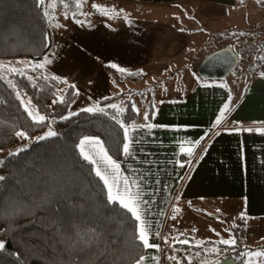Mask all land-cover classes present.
<instances>
[{"label":"trees","instance_id":"trees-1","mask_svg":"<svg viewBox=\"0 0 264 264\" xmlns=\"http://www.w3.org/2000/svg\"><path fill=\"white\" fill-rule=\"evenodd\" d=\"M257 1L264 6V0ZM65 3H71L68 12L75 8L73 0ZM57 5L64 6L59 0ZM245 35L234 39L241 62L251 57L253 64L264 63V57H252L262 46L246 52L249 46L261 44L259 35ZM243 39L248 43L242 44ZM52 42L40 0H0V151L33 137L47 126L49 116L56 117L55 136L32 142L0 164V177H4L0 180V237L5 241L0 264H136L146 251L138 239V222L118 202L109 200L95 164L84 158L78 146L85 137L97 138L110 157L121 162L126 128L137 114L132 98H126L123 107L105 105L102 111L82 109L66 115L78 96L76 88L38 65H21L25 58L45 57ZM239 64L237 75L242 72ZM105 68L121 82L144 77L142 70ZM127 93L134 96L140 91L126 89L100 102L108 104ZM24 95L45 115L43 122L28 115ZM18 132L26 135L18 136ZM243 223L239 218L235 231L240 228L242 234H236V243L226 249V256L236 264H243L245 257Z\"/></svg>","mask_w":264,"mask_h":264},{"label":"crops","instance_id":"crops-1","mask_svg":"<svg viewBox=\"0 0 264 264\" xmlns=\"http://www.w3.org/2000/svg\"><path fill=\"white\" fill-rule=\"evenodd\" d=\"M139 1H147L150 5H155V1L161 2L162 5H180V3L183 5L187 4L188 0ZM194 1L208 7L209 18L212 20L225 16L229 12L227 6H232V0ZM150 5L148 8L153 12L150 14L153 20L132 24V29L125 30V36L119 34L124 30L123 26L117 30L112 24L98 22L95 25H86L85 29H82L78 24L73 23L74 19L68 16L70 20V28H67L69 30V43L76 42V38L82 36L81 29L84 34L82 37L89 39L87 45L93 46V51L96 54L94 62L76 64L78 72L71 73L75 84H79L85 78L97 80L99 76L111 83L114 76L106 71L105 66L113 67L115 65V68L118 69L125 68V65L116 62V57L120 54H126L127 60H132L130 64L133 66L140 64L144 67H154L151 72L153 75L168 74L170 70L168 60L173 57V44L179 45L183 42L172 35L174 30L171 29L168 21L171 19L170 16L165 17L164 21H160L158 18L163 17L165 13H159L160 17L157 19L162 24L157 25L155 23L154 7ZM202 9L203 11L206 10V8ZM198 31L207 36L208 39L203 41L204 48L201 52L203 55L201 57H199L200 54L196 55L193 65L189 67L197 75L200 64L209 54L227 46L235 49L238 43V40L229 42L231 39L226 35L223 37L218 35L221 34V31L209 34L203 25ZM255 32L253 29L250 35L244 37L254 36ZM127 33L131 36L129 37L130 41L131 39L133 41L138 40L139 45L129 44L122 52L121 44L125 41ZM217 35L221 38H215ZM256 37L260 41L259 36ZM213 42L224 45L215 48L212 45ZM168 45L169 52L167 51ZM100 46H106V50H101ZM252 59L250 57L244 60V62L250 61L249 71L245 79L248 82L245 94L234 102L233 108L234 94L229 87V82L224 80L226 76L217 78L204 77L199 74L200 82L196 86L197 89L188 94L190 98L177 103L171 100H159L160 104L157 109L151 106L153 116L150 117L149 111L147 123L138 125H131L130 123L126 128V143H129L132 152L134 151L132 162L136 164L135 169H142V173L148 177L152 173L153 177L151 178H155L143 179L138 183H136L137 181H129L132 192L138 194L144 214L143 218L148 222L149 231L153 234L150 236V243L160 245L158 249L146 248L143 256L146 258L144 264H162V251L160 250L164 247V239L162 243L161 237L162 230L165 229L163 220L166 217V220L168 219L172 211L173 196L178 190L179 195H181V202L185 204L183 206L185 212L189 209L198 211L202 206L199 203L206 199L232 200V197L245 196L250 218L254 217L255 213L264 215V75H261L264 73V63L261 62L263 65L255 68L258 64H253ZM157 60L159 61L157 62ZM72 62L74 61L70 57L65 58L62 65ZM240 62L241 58L239 59ZM242 72L244 73V71ZM242 72L238 73L237 76H241ZM106 95L110 96L111 94L106 93L95 98L101 100L107 97ZM139 96L145 98L143 93ZM225 104H228L229 107L227 113L223 114ZM143 125H152V127L148 128ZM131 137L135 140V145H133ZM94 139L103 145L99 139ZM103 148L106 151L104 145ZM148 148L150 151L156 149L155 157L147 155ZM182 149L184 150L182 151ZM127 155L128 153L124 152L123 160L117 163L119 165L127 164L129 159ZM169 160L172 162L171 166H167L170 164ZM157 163L166 165L161 175L166 177L161 178L159 176L161 179L156 177L157 167L155 164ZM94 164L97 169V164ZM132 179H136V177ZM141 182L146 183L142 185ZM107 188L109 190L108 185ZM115 191L116 189L113 188L112 194H115ZM183 220L187 222L188 215ZM244 222L247 221L244 219ZM250 225L255 227L252 222ZM193 231L192 227L188 235H194ZM255 235H260L262 238L264 233L260 229L259 233ZM187 239L188 244L172 243L173 249L178 248V246L198 247L194 245L195 240L192 241L190 237ZM258 248L264 250V244ZM226 249L222 259H217L210 264H220L222 260L226 259L228 257L226 256ZM183 257L190 258V262L193 261L194 264L197 263L195 257H188L185 254L181 256L182 262ZM175 260L179 262L178 259L172 258V264Z\"/></svg>","mask_w":264,"mask_h":264},{"label":"rangeland","instance_id":"rangeland-1","mask_svg":"<svg viewBox=\"0 0 264 264\" xmlns=\"http://www.w3.org/2000/svg\"><path fill=\"white\" fill-rule=\"evenodd\" d=\"M49 2L50 0H45L44 10L45 13H48L46 16L49 20L53 37L52 47L42 59L32 60L25 58L21 61V65L36 66L44 64L43 69L46 72L49 71L52 74H56L64 78L67 83H71L75 86L76 90L78 91V96L66 111V115L75 113L82 109L85 110L90 107H96L99 109L105 105H116L123 107L125 105V99L131 97L133 101V107L137 113L136 117L131 120V125H138L147 123L145 115L148 117V112L150 111L151 106H154L155 109L158 108L160 104L159 100H171L174 103H177L190 98L188 94L197 89L196 86L199 84L201 77H199L195 72L191 71L189 67L193 65L196 55L200 54L199 57L203 55L201 54L204 48L203 41L208 39L207 36H204V34L198 31L202 25L205 26L206 31L209 34H213L212 32L221 31V34L219 33L218 35L221 37L224 35L230 37L231 40H229V42L234 41L233 39H235L237 36L243 35V33L250 35L251 30L253 29H255L256 33L259 35L260 41H264V6L261 7L257 0H232V6H227L229 12L225 16H222L216 20L209 18L208 7H205L200 2H196L194 0H188L187 4L183 5H181V3L180 5H162L159 1H155V5H150L147 1L139 0H84L83 6L81 8L77 9L75 7L70 12H68L69 8H65L63 6L61 9L58 7V0H56L55 8H50ZM93 4L102 5L103 9L98 10L97 8L92 7ZM69 5H71V3ZM148 5L154 7V19L157 25L162 24L160 21H164L165 17H171V19L168 21L170 23L171 29L174 30L172 35L179 38V40H182L183 42L179 45L173 44V57L172 59L168 60V62H170V70L168 71V74L153 75L151 72L153 71L154 67H144L140 64L133 66L130 64L132 63V60H127L126 54H120L116 57V62L125 65V68L119 69H125L129 71L142 70L144 71V77L139 80L127 79L124 82H119L117 78L115 79V77H113V81L108 83V81H105L103 77L99 76L97 80L85 78L82 79L79 84H75L71 73L78 72L76 64H88L90 62H94L96 54L93 51V46L89 47L87 45L89 39L82 37L84 34L81 29L80 33L82 36L77 37L76 42L69 43V30L67 28H70V20L68 16L74 19L73 23L78 24L79 27H82V29H85L86 25H95L98 22H104L109 25L112 24L114 25V28H117V30L119 27L123 26L124 30L119 34L121 36H125V30L132 29L133 25L142 21L153 20V18L150 17V14L153 12L152 10H149ZM202 8H206V10L203 11ZM70 9H72V6H70ZM103 10H107L109 14L104 15ZM65 12H68L67 17H65ZM73 13H75L74 16ZM159 13H165V15L161 18H158L160 17ZM77 21H80V23H77ZM140 29H142L141 26ZM60 35L62 36L59 37ZM218 35L215 36V38H221L218 37ZM129 37L131 36L127 33L126 38L124 39L125 41H123L121 44L122 52L129 44H134L135 46L139 45L138 40L133 41V39H131L130 41ZM260 43L261 44L258 43L256 46H249L246 52H250L252 49H256V47L259 46L264 48V43ZM212 45L216 48L219 45L224 44L213 42ZM262 47H260V49H262ZM100 49L105 51L106 46H100ZM167 51H170L169 45ZM252 54V57H256L257 55L264 57V49H262L260 52L256 51ZM69 57L74 62L62 65V63L65 61V58ZM158 61L159 60H157V62ZM261 65L263 64L258 63L255 68L260 67ZM249 66L250 61H243L239 64V69L244 71V73L242 72L243 74H241V76H237V69H234L229 74V76L227 75L224 77V80L229 82V87L234 94L232 108L234 106V102L239 100L245 94V89L248 82L245 81V79L247 78ZM126 89L140 91L141 93L145 94V98L139 96L141 93L136 94L135 96H131L127 93L123 98L113 100L108 104H101L100 100L95 98L97 96L105 95L106 93H108V95L120 94ZM22 99L25 107L27 105L29 110L37 111L40 115L45 116L36 108L28 96L24 95ZM226 111H228V109L225 110L223 114L227 113ZM55 120V116H49L48 124L41 132L37 133L33 137H28L27 139L15 143L12 146L2 149L0 151V164L6 157L11 154L18 153L21 149L28 147L32 142L38 141L40 137H48L46 135L48 131L51 130L55 132L53 126ZM131 139L133 140L132 137ZM134 141L135 140H133V145H135ZM156 153V149H152L150 151L148 148L147 155L149 157H155ZM133 155L134 151L132 152L131 150L127 155L129 158L128 163L125 165H119L116 162V164L119 165V170L116 175L120 180L121 190L124 188L123 181L125 179L128 181V183H130L129 181H137L136 183H138V181L143 179H155L151 178L153 177L151 170V174L148 177V175H144V173H142V169H135L136 164L132 162ZM93 159L97 161V167H99L102 172L107 169V172L109 173V181L111 182L113 178L111 175L112 169L104 162H101L99 156H93ZM169 163L170 164L167 166L172 165L170 160ZM155 166L157 167L156 177L158 179L166 177L161 176L166 165L157 163ZM148 169L151 168L148 167ZM159 176H161V178H159ZM133 177H136V179H132ZM145 183L146 182H141L142 185ZM180 196L181 195H179L178 190L172 199V211L168 219L166 220V217L163 220L165 229L162 230L163 234L161 237L162 243L164 239V247L160 250L162 251V264H172L173 257L178 259L179 262L183 264L181 260L182 254H185L188 257H195L197 260L196 264H210L217 259H222L224 257L226 247L230 244L225 245L222 244L221 241L224 239H235L236 241V234L242 232L240 228H238V233L235 231V225L239 223V218L245 219L247 221L245 223L246 225L244 223L242 224V236L245 235V237H243V244L244 246L246 245V248L244 249L245 257L243 264H250V261L251 264H264V256L254 257L250 255L251 253L257 251H264L258 248L264 244V236L261 238L260 235H255L256 233H259L260 229L264 233V225H262V222H264V215L255 213V215H253L254 217L250 218L251 216L249 215L245 196L232 197V200L223 198L220 200L212 198L206 199L204 202L199 203V205H202L201 209L198 211L189 209L186 211L187 214L183 209L185 204L181 202ZM177 209L179 211H177ZM242 213L243 217L241 215ZM186 215H188L187 222L183 220ZM173 217H175V219H173ZM251 222L255 224V227L250 225ZM192 227L194 229V235H188ZM182 235L185 236L180 238L179 236ZM187 237H190L192 241L195 240L194 245L198 247L178 246V248L176 247L173 249L174 246L172 243H174L175 240L188 241ZM165 238H167V243L165 242ZM0 242H2L4 246L5 241L1 237ZM188 260L190 261V258H188ZM233 264L236 263L234 262Z\"/></svg>","mask_w":264,"mask_h":264},{"label":"snow or ice","instance_id":"snow-or-ice-1","mask_svg":"<svg viewBox=\"0 0 264 264\" xmlns=\"http://www.w3.org/2000/svg\"><path fill=\"white\" fill-rule=\"evenodd\" d=\"M45 2V0H40L41 5H43ZM59 3L64 5L65 8H69L71 5L66 4L65 0H59ZM73 3L75 5V7L77 9L81 8L83 6L84 0H73ZM49 7L50 8H55L56 7V0H50L49 2ZM92 7L97 8L98 10L103 9L102 5H98V4H93ZM48 13H46L47 15ZM103 14L104 15H108V11L107 10H103ZM75 15V13H73V16ZM68 16V12H65V17ZM77 23H80V21H77ZM38 67L43 68L44 64H40L38 65ZM113 67H116L115 65H113ZM11 71L15 72L18 71L17 69L13 68L11 69ZM121 71H123V69H121ZM261 75H264V73H261ZM110 107L116 108V105H110ZM225 110L228 109V104H225ZM26 110H28V115L33 119V121L36 122H43L45 120V116L40 115L39 112L37 111H33V110H29L27 105H26ZM88 112H95V111H102L103 109H99L96 107H90L85 109ZM223 115V114H222ZM62 119H66V117H62ZM145 119H147V115H145ZM219 122V120H218ZM146 126L148 128H151L152 125H143ZM250 131V129H249ZM18 136H23L26 135L25 133H21L18 132L16 133ZM127 134V133H126ZM47 136H55L56 132L54 131H48ZM44 137H40V139H43ZM81 151V154L84 155V158L86 160H90L93 163H97V161L95 159H93V156H99L100 161L104 162L108 167H110L112 169V180L111 182L109 181V173L107 172V169H105L103 172L102 170L97 167L96 169V175L100 176L101 179L104 180V183L106 185H108L109 187V200L114 201V202H118L124 209H127L129 212H131V214L133 215V217L135 218V220L138 222V239L141 241L142 246L144 248H154V249H158L160 247V245L155 244V243H150V236L153 235L152 233H150L149 231V225L148 222L143 218V211L141 208V201L139 200L138 194L133 193L131 190V187L129 186L128 181L125 179L123 181L124 183V188L123 190H121L120 188V180L117 177V173L119 170V165L116 164L115 161L112 160V158L107 154V152L104 150L103 145L100 144V142L98 140H95L94 138H90V137H85L84 139H82L80 141V144L78 145ZM184 149H182L183 151ZM123 151L125 153H130L131 151V145L129 143H125L123 145ZM190 153V150H189ZM4 177H0V180H3ZM115 188V194H112V189ZM177 211H179L177 209ZM243 217V213L241 214ZM173 219H175V217H173ZM165 242L167 243V238H165ZM176 243H183V244H188L189 241L187 240H175ZM222 244H235L236 241L235 239H224L221 241ZM0 248H3V243L0 242ZM251 256L254 257H261L264 256V251H257L254 253L250 254ZM145 257L141 256L138 261L137 264H144L145 262ZM173 259H175V257H173ZM251 264V261H250Z\"/></svg>","mask_w":264,"mask_h":264},{"label":"water","instance_id":"water-1","mask_svg":"<svg viewBox=\"0 0 264 264\" xmlns=\"http://www.w3.org/2000/svg\"><path fill=\"white\" fill-rule=\"evenodd\" d=\"M239 55L231 46L221 48L209 54L200 64L198 72L204 77L221 78L229 75L239 64ZM230 257L222 260L220 264H233Z\"/></svg>","mask_w":264,"mask_h":264},{"label":"built area","instance_id":"built-area-1","mask_svg":"<svg viewBox=\"0 0 264 264\" xmlns=\"http://www.w3.org/2000/svg\"><path fill=\"white\" fill-rule=\"evenodd\" d=\"M248 43V40L247 39H243L242 40V44H247ZM242 234V233H241ZM175 264H180L178 261H175ZM183 264H189V262H188V260L185 258V257H183Z\"/></svg>","mask_w":264,"mask_h":264}]
</instances>
